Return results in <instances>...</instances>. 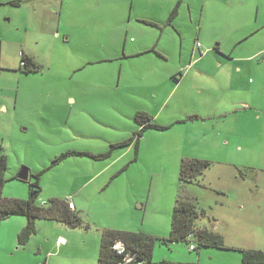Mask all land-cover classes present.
Here are the masks:
<instances>
[{"label": "rangeland", "instance_id": "1", "mask_svg": "<svg viewBox=\"0 0 264 264\" xmlns=\"http://www.w3.org/2000/svg\"><path fill=\"white\" fill-rule=\"evenodd\" d=\"M182 1L178 26L183 42L179 37L175 40L178 44H173L171 61L162 65L161 61L153 63L151 55L124 61L120 57L124 42L127 52L135 45V34H124L130 11L131 23L136 24L134 20L146 14L148 5V14L154 16L150 10L158 11L166 0H0V64L17 67L24 53L36 55L45 66L42 76L30 78L13 72L15 69L0 72V103L7 106L6 111L0 108V142L8 161L2 196L28 198L37 190L31 187L35 175L45 170L39 176V201L72 196L77 214L83 218V226L76 228L38 219L35 233L24 244L17 238L13 250L7 246L8 236L2 235L0 264H41L47 253L53 254L50 264H97L104 228L130 231L141 228V220L167 225L171 213L166 214L165 209L187 191L197 209L204 211L199 228L221 236L224 232L235 243L242 237L250 242L251 237L264 234V172H252L264 166V53L256 54L264 48V0H219L215 5H208L209 0ZM200 29L204 31L201 37L197 35ZM219 38L222 58L210 52ZM112 39L119 45L115 53L108 48ZM181 46L182 55L188 53L184 61L179 57ZM199 53H209L205 67L222 69L224 86L207 81L213 91L197 93L190 78L181 82L190 55L198 58ZM104 55L119 57L111 64L95 63ZM232 56L238 62H233ZM238 65L241 75L235 72ZM122 66L120 84L133 85V91L122 99L130 106L122 109L126 116L116 117L112 123L97 121V104L89 95L91 86L117 85ZM248 83L254 87L252 93ZM42 85L49 87L44 94L31 92ZM141 85L156 86L157 92L136 87ZM71 97L78 102L83 98L85 103L74 106ZM111 101L108 105L117 110V99ZM162 103L159 120L172 124L145 132L144 151L138 161H134L133 149L121 156L115 173L101 171L112 156L95 161L89 155H70L52 165L68 151L105 152L110 143L130 137L137 129L132 105L156 111L155 105ZM105 107L106 101H99V109ZM195 110H219L222 115L202 122L191 116ZM172 143L183 157H174L169 150ZM114 151L118 159L122 148ZM185 157L209 160L211 165L179 190L180 162ZM174 161L177 173L159 167L155 170L157 165L170 170ZM232 162L244 164L239 167L244 177L237 171L234 180L222 171L225 163ZM125 166L128 170L118 173ZM22 167L29 170L25 181L16 178ZM103 224L111 227L103 228ZM163 236L156 241L154 263L226 264L235 263L234 255H239L222 252L220 247L199 246L194 238L191 241L197 248L191 251L188 241L170 243L164 240L167 235ZM58 237L65 240L59 247ZM222 255H226L223 261Z\"/></svg>", "mask_w": 264, "mask_h": 264}, {"label": "crops", "instance_id": "2", "mask_svg": "<svg viewBox=\"0 0 264 264\" xmlns=\"http://www.w3.org/2000/svg\"><path fill=\"white\" fill-rule=\"evenodd\" d=\"M218 1L219 0H209V2L207 4L209 5L212 3L213 5H215V3ZM176 2H177V0H166L165 4L158 7L159 8L158 11H156V10L152 11V9H151L150 14H154V16L149 15L147 12L149 5L148 6L146 5L147 7L144 6V7H146V11H145L146 14L143 16H137L136 19L134 20V22L136 24L131 23V20H132L131 12H132V10L130 11V14L127 17V21H126L127 25L125 27L124 34H125V36H127L130 33L135 34V40L132 41L135 44V45H133L135 48L133 47L130 50V52H127L126 51V45L127 44H126V42H124L125 44L122 45L123 56L120 57L123 61L127 58H137V57L144 56V55H147V56L151 55L152 56L151 61L155 64H157L158 62L161 61V62H163L162 63V65H163V64H168L171 61V50H172L173 44H178V41H175V40H177L178 37L182 43L183 42V35H184L178 26V17L180 14L181 6L183 5L184 1H182L180 4L177 17L174 20H172L171 23H168L169 14L172 11ZM205 2H206V0H205ZM240 4H242V2H240ZM187 7H188L189 12H191L190 11L191 10L190 4H187ZM203 34H204V31H202L201 29L197 33V35H199V37H201ZM125 39H126V37H125ZM217 41H218L217 42L218 44H215L214 48L210 52H212V54L218 58V57H220L221 53L223 52V47H222V39L219 38ZM115 42L116 41H114V40L111 41V43H113V44H111L108 47V48L113 49L112 50L113 53H115V50H117L119 47V45L118 46L115 45ZM209 53H207L204 56H202L201 53H199L200 57H198V58H194L193 54H191L189 62L184 65V66L188 67L187 70L182 68L183 74H182L181 82L190 78L191 83L194 85V87H196L198 89L197 93H201L204 89L205 90L209 89V91H213L212 88L206 86L207 81H210V82L214 81L217 86H219V85L224 86L225 85V83L222 82V69L211 70L209 67H205L206 62L204 60H205V58H207L209 56ZM258 53H264V48L260 49L258 52H256V54H258ZM25 55H28V54H25ZM186 55L188 56V53ZM186 55H182V46H181V53L179 52L180 61H184ZM28 56L33 57V59L35 61L42 64L36 55H33V56L28 55ZM117 57H119V56H115V58H117ZM229 57H231V55ZM115 58L113 56H110V55L109 56L104 55V56L98 57L97 62H95V63H109V64H111V62L114 61ZM220 58H222V57H220ZM232 58H233V62H238V58H236L234 56H232ZM219 63H221V62H219ZM2 67H5V68H2ZM6 68L7 69H15V70H13V72L21 74V75H25V77L30 78V77H34V75L35 76H42L45 66L43 65L42 70H40L38 72H31V71L25 72L24 68L20 67V64H19V66H17V67L15 66L13 68H10V66H7V65H1L0 64V72H11L12 71V70H7ZM74 71H77V69H74ZM122 72H123V66L119 68V78H118L119 82L117 83V85H114V84H96V85L91 86V90L89 91V95L97 104L96 105L97 106V110H96L97 111V118H96L97 121H101V122H105V123H112L113 121H115L116 117H125L126 116V114L123 112V110H126V109H124L125 107L129 108L130 106H128L122 99H123L125 94L129 93L130 91H133V85L130 83H126L124 85L120 84ZM235 72H237V73H239V75H241L242 67L238 65L235 68ZM233 74H234V70H231V75H233ZM254 82H255V80L252 82V84ZM248 84L250 86L249 92L252 93L254 87L252 85H250V83H248ZM142 86H145V87H142ZM136 87L140 90H146V91H148V93H152V91L157 92L156 86H153V85H149V86L141 85V86H136ZM48 88H49L48 86L42 85V86H38V87L32 89L31 92L34 94L37 93L38 95H42V94H44L45 89H48ZM152 96H155V93H153ZM95 97H96V100H95ZM109 99H111L113 102L117 99V103L120 104L119 107L117 108V110L112 105H108L109 102H107V101ZM70 100H71V104H73L74 106H81L83 103H85L83 98H80V102H78L77 99L74 97H71ZM1 101H2V99H0V102ZM99 101H102V102L106 101V107L99 109ZM112 101L110 104H113ZM17 102H18V97H16V95H15V103H13L14 108H16ZM68 104L70 105V103H68ZM163 105H164V103H162L160 105H155L158 108V110L155 111L151 107L146 108L144 106L134 104V105H132V109L134 111L133 115H135V113L139 112V111L145 112L152 117L153 122H155L156 124L161 125L163 127H169L172 124L171 122L163 123V122H160V120H159L160 109ZM0 108H3V110H5V111L7 110V106L5 103H0ZM216 109H218V108H216ZM99 110H101V111H99ZM218 111L219 110H216L215 112L211 113L207 110H203V111L195 110L194 113H196V114L191 115V116L194 119L202 120V122H204L206 119L212 118V115L216 116V117H217V115H222V112H218ZM127 116H128V114H127ZM171 117H173V116H171ZM178 120L182 121L181 118H178ZM112 127H114V126H112ZM135 130H133V132ZM147 130H149V129H146L144 131L142 137L139 140L138 153H137L136 160L138 159V155H139V159L142 157L144 147H141L142 146L141 144L146 139L145 132ZM108 143H110V142H108ZM111 144L112 143H110V146H111ZM133 147H134L133 144H130L129 146H126V147H121L122 151H120L119 155L117 156L118 159H115V157H114V153H115L114 150L115 149H113V151L111 153L112 157L111 156H110L111 158L109 157L111 159V162L108 163L106 166H104L101 169V171L111 169V171L113 173H115L113 170H115V166L119 164V160H120L121 156L130 154L133 150ZM109 148L110 147L106 148V151ZM169 150L172 152L174 157H176V156L183 157L181 154H179V151L174 149L173 143L171 144ZM162 151L163 150H161V152L158 154V156L161 155ZM102 153H104V152H102ZM185 158H187V157H185ZM104 160L105 159H100V160H95V161H104ZM136 160H134V161H136ZM177 165H178V163L176 161H174V165H172L170 167V170H168V167H166V166H159V165H157L155 167V170L157 169V167H159L162 170H164L165 172L176 171V173H177ZM243 165L244 164H238L237 162L225 163L222 171L227 172L228 174L232 175V178L234 180H237L238 179V174H237L238 173L237 172L238 167L243 166ZM258 167H260V170H258L257 168L255 170V168H253L252 172L253 173L264 172V166H258ZM126 170H128V167L126 168ZM254 177H256V174H254ZM254 177H252V178H254ZM254 179H256V178H254ZM254 181L256 182L257 180H254ZM178 186H179V177H178ZM187 192L184 194L186 197H188ZM177 195H178V193H177ZM176 198H177V196H176ZM20 199H26V198H20ZM68 199L72 200V202L75 205L74 209L77 210L74 198L72 196H70V198H68ZM174 201H176V199ZM41 203H43V202H41ZM174 204H175V202L172 203L170 205V207H167L165 209L166 214L170 215V213H172V209H173ZM144 207L147 208V204H144ZM168 220L169 221L167 222V225H165V223H164V224H159L157 226L155 225V223L143 222L141 220V224H142L141 228L134 227V228H131L130 231L144 232L147 234H152V235L160 236V237H165L163 235H167V237H168L169 232H170V228H171V216L168 218ZM3 222H5V223L0 228V247L2 244L1 236L6 234L8 236V244H9L7 246L11 247V249L13 250L14 245L16 244L17 236H18L19 232L26 225V219H24L23 216H15V217L9 218ZM104 227H111V226L103 224V228ZM203 228H206V227H203ZM104 229H107V228H104ZM223 230H224V228H222V231ZM165 231H167L166 234H164ZM222 237H223L225 246L228 247V249L222 248V252L233 251V252H237L239 254V255H234V262L235 263H226V264H241V257L242 256H241V252L239 251V249H256V250L264 251V234L258 235L255 238L251 237L250 242L248 240L246 241V238H248V237H242L240 239L241 240L240 243L239 242L235 243V242L230 241L232 236H230V235L227 236L226 234H224V232H222ZM64 243H65V240L61 239V237L60 238L58 237V239L56 241V245L59 247V246H62ZM39 250L41 251V248H39ZM56 256H57V254H56ZM52 258H53V254L47 253L45 256V260H44L45 264H50V261L52 260ZM222 258H223L222 259V261H223L226 258V255H222Z\"/></svg>", "mask_w": 264, "mask_h": 264}, {"label": "trees", "instance_id": "3", "mask_svg": "<svg viewBox=\"0 0 264 264\" xmlns=\"http://www.w3.org/2000/svg\"><path fill=\"white\" fill-rule=\"evenodd\" d=\"M180 4L181 0H177L169 14L168 23H171L177 17ZM21 61H24V65L20 64V67L24 68L25 72H38L43 68L42 64L24 53L21 54ZM133 119L134 124L137 126L133 134L120 142L111 144L106 152L93 154L91 152L68 151L56 157L52 165L70 155H89L94 160L106 159L111 156L113 149L116 147H126L130 144L134 145V160H136L139 140L144 131L150 128L164 129L166 127L156 124L149 114L141 111L136 112ZM210 165L211 161L209 160L183 158L179 168V185L181 187L179 190H182L185 184L192 182L193 176L201 174ZM7 166V155L4 153V148L0 142V224L11 216H24L26 218V225L17 236L19 243L24 244L35 233V223L38 219L58 221L71 228L83 226V218L81 219L77 214L76 209L69 207V201L72 202V200L53 197L45 203L39 201V176L45 170L35 175V181L31 183V187L34 186L37 190L31 193L28 198L20 199L2 196V190L6 182L5 172ZM126 168L127 166L118 173L125 171ZM238 172V174L242 175L241 177H244L239 167ZM203 213L204 211L198 210L188 197L183 194L178 195L171 213L169 236L164 238V240L170 243L188 241L189 246L193 245V250L195 251L197 247L191 241L192 238H194L199 246H214L228 249L221 235L207 228H199L197 226L198 221L203 217ZM88 225L86 224L85 227L87 228ZM158 238L161 237L144 232L103 229L100 234L97 264H166L165 262L154 263L152 261L154 247ZM117 242H121L124 245V252L122 254H118L114 248ZM239 251L242 256L241 264H264V251L256 249H239ZM41 264H45V262H41Z\"/></svg>", "mask_w": 264, "mask_h": 264}, {"label": "built area", "instance_id": "4", "mask_svg": "<svg viewBox=\"0 0 264 264\" xmlns=\"http://www.w3.org/2000/svg\"><path fill=\"white\" fill-rule=\"evenodd\" d=\"M198 45H199V43H198ZM20 64H21V65H24V61H21ZM69 207H70V208H74L73 202L69 201ZM114 248L117 250L118 254H122V253L124 252V245H123V243H121V242H117V243L114 245ZM189 249H190V250H193V249H194L193 245H190V246H189ZM127 260H128V259H127Z\"/></svg>", "mask_w": 264, "mask_h": 264}, {"label": "water", "instance_id": "5", "mask_svg": "<svg viewBox=\"0 0 264 264\" xmlns=\"http://www.w3.org/2000/svg\"><path fill=\"white\" fill-rule=\"evenodd\" d=\"M29 170L27 167H22L17 174V179L25 181L28 179Z\"/></svg>", "mask_w": 264, "mask_h": 264}]
</instances>
